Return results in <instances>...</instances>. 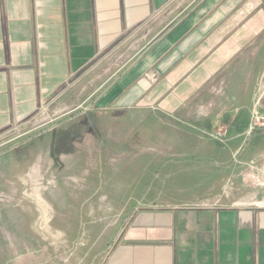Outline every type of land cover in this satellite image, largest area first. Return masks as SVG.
<instances>
[{
    "label": "crops",
    "instance_id": "obj_1",
    "mask_svg": "<svg viewBox=\"0 0 264 264\" xmlns=\"http://www.w3.org/2000/svg\"><path fill=\"white\" fill-rule=\"evenodd\" d=\"M264 46V0H0V138L43 108L175 116ZM202 97V98H201ZM104 264H264V203L153 207Z\"/></svg>",
    "mask_w": 264,
    "mask_h": 264
},
{
    "label": "rangeland",
    "instance_id": "obj_2",
    "mask_svg": "<svg viewBox=\"0 0 264 264\" xmlns=\"http://www.w3.org/2000/svg\"><path fill=\"white\" fill-rule=\"evenodd\" d=\"M258 47L178 115L52 105L0 138V264H104L142 209L264 203Z\"/></svg>",
    "mask_w": 264,
    "mask_h": 264
},
{
    "label": "built area",
    "instance_id": "obj_3",
    "mask_svg": "<svg viewBox=\"0 0 264 264\" xmlns=\"http://www.w3.org/2000/svg\"><path fill=\"white\" fill-rule=\"evenodd\" d=\"M48 108V106H46L45 108H43V110L45 111Z\"/></svg>",
    "mask_w": 264,
    "mask_h": 264
}]
</instances>
